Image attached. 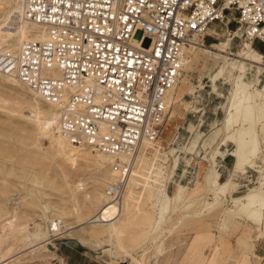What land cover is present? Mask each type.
I'll return each mask as SVG.
<instances>
[{
	"label": "rangeland",
	"instance_id": "rangeland-1",
	"mask_svg": "<svg viewBox=\"0 0 264 264\" xmlns=\"http://www.w3.org/2000/svg\"><path fill=\"white\" fill-rule=\"evenodd\" d=\"M6 7L0 3V13ZM233 14L211 23L203 45L187 50L189 64L170 94L157 140L143 146L135 164L148 180L139 179L129 202H121L108 235L93 226L92 199L107 196L118 159L98 168V153L85 150L76 165L60 160L28 118L33 95L0 76V264H264V219L246 199L264 174V141L235 164L239 125L224 121L238 72L231 79L227 69L219 72L228 60H241L248 43ZM249 45L264 53L259 40ZM246 68L245 81L262 88L264 64L259 72ZM258 129L245 126L244 142ZM214 178L229 181L225 194L216 193ZM56 219L60 226L51 236Z\"/></svg>",
	"mask_w": 264,
	"mask_h": 264
},
{
	"label": "built area",
	"instance_id": "built-area-1",
	"mask_svg": "<svg viewBox=\"0 0 264 264\" xmlns=\"http://www.w3.org/2000/svg\"><path fill=\"white\" fill-rule=\"evenodd\" d=\"M230 11L243 38L264 44V0H20L19 15L43 36L0 50V71L52 104L70 143L131 153L157 137L187 49ZM121 191L120 179L105 185L115 199Z\"/></svg>",
	"mask_w": 264,
	"mask_h": 264
},
{
	"label": "bare ground",
	"instance_id": "bare-ground-1",
	"mask_svg": "<svg viewBox=\"0 0 264 264\" xmlns=\"http://www.w3.org/2000/svg\"><path fill=\"white\" fill-rule=\"evenodd\" d=\"M0 3L7 6L6 9L1 11L0 13V50L15 48L20 44V41L22 39L28 37L43 36L42 24H40L39 22H29L23 20L21 15H19L18 12H20V0H0ZM10 20H14L16 21V23L13 25H8V21ZM207 30H209V26L206 28V31ZM244 40L248 42L245 43L244 46L245 51L243 53L245 56L239 61L228 60L226 64L222 66L219 72L220 74H222L226 72L225 70L227 69V78H230V75H232V70H236L238 72L237 76L234 79V85L231 91V105L226 110V117L224 119L225 123H229L230 120H233L234 123L239 125L238 133L235 137V142L237 145L235 164H238L245 154H251L252 152L257 150L260 146L261 139L264 141V86L262 88H259L256 85L257 81L252 83H247L245 81L247 70L246 64L250 65L251 67L254 66L258 68L257 72H259L264 64V54H259L255 52L252 46L249 45V43L252 42L250 40H247L246 38ZM201 45H203V43L198 42L196 44H193L189 48H196ZM186 63L189 64L188 62ZM0 76L13 85L22 86L26 88L33 95L34 104L28 111V118L31 119L37 125V128L39 130L38 132L41 134V136L49 139V142L53 147V152L55 156L59 157L60 160L69 163L71 166L76 165V159L78 158L77 156L83 155L84 153L86 154L89 151L86 152V149L82 145L70 143L56 131V128L53 126L55 110L52 104L44 101L42 98L37 96L33 92V90L26 86L25 83L20 81L14 74L3 73L0 71ZM180 78L181 77H179L178 80H180ZM176 83L167 92L168 110L169 97L171 92L175 90V87H177ZM257 124L259 125V129L255 132V135L252 138L251 142H244L243 134L247 133V131L245 130V126L249 127L251 125ZM157 137L153 140L142 139V141L138 144L137 148L131 153L121 152L112 156L100 151H94L98 154L94 156L95 158L93 165L98 168L104 167L105 163L109 162L108 159H111L112 161L118 159L116 162H114L115 164L111 165L109 175L113 177L112 179L121 178L120 180L122 181V191L119 196V198L122 196L121 200L119 198L117 200L111 197V195L106 192L105 194L107 196H104L102 194L103 192L95 193L92 199V204L96 208L95 214L93 215L94 219L92 221L96 224H94L93 226H100L103 231H106L107 235L110 234V225L117 220V217L121 213V202L125 201L126 199H129V196H131L133 193V188H135L139 184V179L140 181L141 179L148 180L143 173V167L135 166V164H137L136 162L141 156L143 146L145 144H153V142L157 140ZM243 146H247V153L241 152ZM173 164H176L175 159L173 161ZM213 184L215 185V190L217 194H225V191L229 185V181L219 183L217 182V179L214 178ZM77 186L80 188V190H83L81 183H79ZM263 188L264 174L261 175L258 187L256 188L257 190L251 191L246 196L248 207H256L257 210L255 213L258 215V219L259 217L264 219V194L261 193V191L263 192ZM78 190L79 189H77V191ZM176 197H180L179 192L176 194ZM238 201L237 199H234L235 206L237 207V210L240 211L241 209H243V206L239 203L237 204ZM76 212L78 211L76 210ZM225 212V216L230 213L229 210ZM88 218L89 216H87V219ZM90 218L88 219L89 221ZM58 222L60 226V221ZM54 231H56V225L55 228H53L52 230L50 229L52 235ZM77 237L82 242H88L89 240L86 235H79ZM33 247L34 246H31V249Z\"/></svg>",
	"mask_w": 264,
	"mask_h": 264
}]
</instances>
